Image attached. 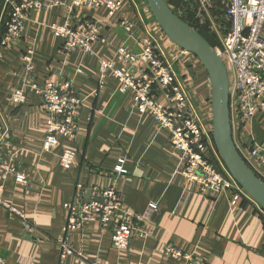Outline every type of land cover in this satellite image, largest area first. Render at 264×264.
Masks as SVG:
<instances>
[{
    "label": "crops",
    "instance_id": "crops-1",
    "mask_svg": "<svg viewBox=\"0 0 264 264\" xmlns=\"http://www.w3.org/2000/svg\"><path fill=\"white\" fill-rule=\"evenodd\" d=\"M135 2L146 23L128 0H123L122 8L111 17L103 9L85 12L102 26L104 42L95 43L91 54L61 53L62 40L52 33L50 25L63 22V8L54 7L32 13L20 39L0 58V134L5 132L3 142L8 143L0 149V162L11 160L28 177L27 186L15 183L11 176L4 180L0 176V184L4 186L5 201L22 210L32 225L28 232L21 220L0 210V254L6 264H77L72 258L60 259L56 242L62 237L66 218L63 204L74 197L78 186L85 190V200L90 198L87 192L92 188L114 187L123 196L124 204L137 213L143 212L148 203L158 205L151 235L132 239L124 252L113 249L112 229L102 231L97 223L69 232V243L91 261L182 264L164 257V247L172 244L204 264H264V211L261 213L260 207L246 200L231 207L229 194L216 200L201 195L195 185L179 175L180 154L170 146L168 132L157 128L148 115L134 110L132 94L118 93V83L110 74L100 85L97 60L115 61L121 46L137 51L136 41L147 30L168 51L175 50L145 1ZM122 20L135 24L132 39L120 27ZM26 47L34 51L32 64L37 84L71 82L74 93L83 100L76 116L75 136L49 153L42 150L46 126L41 97L28 93L22 107L9 102V92L22 85L19 54ZM185 77L200 111L211 113L210 85L197 59ZM256 121L264 130V118ZM232 138L238 148L256 145L251 123L235 126ZM64 149L76 154L68 171H62L58 164ZM120 159L125 161V174L114 172Z\"/></svg>",
    "mask_w": 264,
    "mask_h": 264
},
{
    "label": "built area",
    "instance_id": "built-area-1",
    "mask_svg": "<svg viewBox=\"0 0 264 264\" xmlns=\"http://www.w3.org/2000/svg\"><path fill=\"white\" fill-rule=\"evenodd\" d=\"M128 1L137 13L138 4L134 0ZM224 1L225 8L219 10L217 0H182L186 8L181 12L183 16H188L193 27L208 28L220 43V47H215L214 51L228 76L230 123L233 129L238 125L243 127L258 117L264 118V0ZM122 5L123 0H68L66 3L60 0H2L0 58L20 39L32 13L38 14L54 7L63 8V22L50 25L52 33L62 40L61 53L65 56L74 51L91 54L95 43L104 42L102 26L99 21L88 18L85 12L103 9L111 17ZM219 15L223 19L221 25L216 23ZM119 25L132 39L135 24L122 20ZM136 47L137 51L119 47L115 61L97 60L100 85L110 74L118 83V93L132 94L134 110L148 115L157 128L168 132L170 146L180 154L182 167L179 175L187 183L195 185L201 195L216 200L229 194L231 207H235L240 200L254 202L226 171L214 143L211 113L200 111L192 90L186 84L187 69H193L196 61L194 56L176 46L174 51H168L159 38L148 30L137 39ZM33 56L34 51L30 47L20 52L22 85L9 92V102L12 106L22 107L27 101L28 92L41 97L46 126L42 150L49 153L58 148L61 142L75 136L78 129L76 116L83 100L74 93L71 82L47 81L43 86L37 84L33 74ZM115 62L119 65L116 66ZM5 135V132L0 134V149L8 146L3 142ZM236 149L246 165L264 181V146ZM75 159L73 150L64 149L58 156L59 167L62 171H68ZM124 162V159H120L116 163L115 173H126ZM0 172L2 180L11 176L19 185L28 184L27 175L16 169L11 160L0 162ZM3 193L4 186L0 184V210L17 217L24 229L31 232L32 225L26 221L24 212L7 203ZM84 195L85 190L78 186L74 197L63 204L66 218L62 237L56 242L61 260L72 258L77 264H101L98 260H89L82 250L75 249L68 241L69 232L80 230L87 223H97L102 231L112 229V247L118 252L127 251L132 239H146L151 235L158 212L156 203H148L143 212L137 213L124 204L123 196L114 187L92 188L88 200ZM259 211L263 213L261 209ZM163 255L182 264H204L198 257L172 244L164 247ZM0 264H6L1 254Z\"/></svg>",
    "mask_w": 264,
    "mask_h": 264
},
{
    "label": "water",
    "instance_id": "water-1",
    "mask_svg": "<svg viewBox=\"0 0 264 264\" xmlns=\"http://www.w3.org/2000/svg\"><path fill=\"white\" fill-rule=\"evenodd\" d=\"M144 1L168 40L176 47L192 54L204 69L210 85L211 126L216 149L231 178L264 210V182L246 165L233 142L229 82L221 59L195 29L170 9L165 0ZM251 134L256 145H263L264 130L256 120L251 122ZM89 194L90 191L87 192V197Z\"/></svg>",
    "mask_w": 264,
    "mask_h": 264
},
{
    "label": "trees",
    "instance_id": "trees-1",
    "mask_svg": "<svg viewBox=\"0 0 264 264\" xmlns=\"http://www.w3.org/2000/svg\"><path fill=\"white\" fill-rule=\"evenodd\" d=\"M167 3V5L170 7V9L175 13V6L177 7H181L184 8L185 4L182 2V0H169V1H165ZM218 9L221 10L223 8H225V1L224 0H218ZM176 14V13H175ZM177 15V14H176ZM180 19H182L185 23H187L190 27H193V25L188 21L189 19H186L184 17H180ZM197 33L203 37L208 44L214 49L215 47H220V43L218 42L217 38L210 33V31L208 30V28L206 27H200V28H196L193 27ZM3 29H0V35L2 34ZM198 64L200 65V63L198 62ZM257 176V175H256ZM259 177V176H258ZM261 179V178H260ZM264 182V181H263ZM260 207V206H259ZM261 208V207H260ZM262 211H264L261 208Z\"/></svg>",
    "mask_w": 264,
    "mask_h": 264
},
{
    "label": "rangeland",
    "instance_id": "rangeland-1",
    "mask_svg": "<svg viewBox=\"0 0 264 264\" xmlns=\"http://www.w3.org/2000/svg\"><path fill=\"white\" fill-rule=\"evenodd\" d=\"M135 1V0H134ZM136 1H138V0H136ZM165 1H169V0H165ZM137 3V2H136ZM137 4H139V3H137ZM184 8H186V6L184 7ZM184 8H181V7H176L175 6V13L178 15H181V16H183V13L181 12V10H183ZM223 10V9H222ZM138 11H139V13L141 12V9H139V6H138ZM141 17L144 19V22L146 23V18H145V16H144V14H143V12H141ZM178 15V16H179ZM184 18H186V19H188V16L187 15H184L183 16ZM217 24H223V19L221 18V16L219 15V16H217V22H216ZM224 31H221L220 33H223ZM211 33V32H210ZM212 34V33H211ZM214 35V34H213ZM215 36V35H214ZM26 48H28V47H26ZM29 93V92H28Z\"/></svg>",
    "mask_w": 264,
    "mask_h": 264
}]
</instances>
